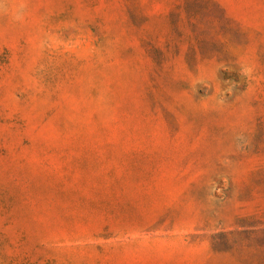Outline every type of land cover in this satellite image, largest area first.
I'll use <instances>...</instances> for the list:
<instances>
[{"label":"rangeland","instance_id":"obj_1","mask_svg":"<svg viewBox=\"0 0 264 264\" xmlns=\"http://www.w3.org/2000/svg\"><path fill=\"white\" fill-rule=\"evenodd\" d=\"M0 264H264V0H0Z\"/></svg>","mask_w":264,"mask_h":264}]
</instances>
